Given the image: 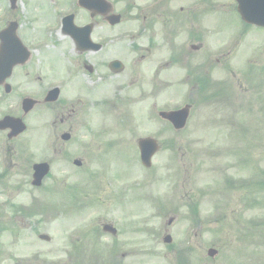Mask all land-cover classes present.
<instances>
[{
	"label": "rangeland",
	"instance_id": "obj_1",
	"mask_svg": "<svg viewBox=\"0 0 264 264\" xmlns=\"http://www.w3.org/2000/svg\"><path fill=\"white\" fill-rule=\"evenodd\" d=\"M226 1H201L206 7L217 5L211 17L217 28L211 34L204 31L211 29L209 19L202 23L206 49L197 52L213 65L202 62V73L185 75L177 63L163 66L165 60L154 58L151 64L162 68L149 85V136L161 147L152 166L141 164L137 147L146 127L134 130L123 108L121 134L108 135V126L89 133L86 119H78L63 153L50 151L55 145L48 150L41 145V157L55 160L52 179L76 183L65 201L58 199L57 205L54 200L46 206L49 216L40 217L3 209L8 195H0V264H177L179 254H185V264H264V28H253L244 55L230 58L233 64L220 58L222 52L214 47H222L228 33L239 36L241 24ZM246 56L244 67H237L238 58L242 63ZM227 66L236 71L219 69ZM242 67L244 74L238 72ZM184 104H191L192 111L183 130L161 123L159 111ZM146 107L143 103L133 111L144 114ZM103 119L90 126L108 122ZM62 130L70 129L60 125ZM74 159L83 166H75ZM227 179L235 181L234 187H225ZM24 195L26 208H40ZM59 196L66 198L60 192L52 198ZM80 200L85 203L78 214ZM59 206L64 207L62 217L53 215ZM104 223L113 224L118 234L103 232ZM41 233L51 240H41ZM167 234L173 238L170 244L163 241ZM187 246L194 248L189 259L181 251ZM210 247L218 250L215 257L208 255Z\"/></svg>",
	"mask_w": 264,
	"mask_h": 264
},
{
	"label": "flooded vegetation",
	"instance_id": "obj_2",
	"mask_svg": "<svg viewBox=\"0 0 264 264\" xmlns=\"http://www.w3.org/2000/svg\"><path fill=\"white\" fill-rule=\"evenodd\" d=\"M201 1L0 0V195H8L3 209L49 216L48 204L57 200L58 205V199L68 198L75 182H57L51 172L35 186L34 165L45 161L42 144L46 150L55 145L50 150L55 155L70 147L78 119H86L89 133L108 126V135L121 134L123 108L134 130L145 126L144 135H149V84L162 69L153 68L154 58L165 60L163 66L177 63L187 74L200 73L202 62L208 60L197 52L205 49L202 23L206 25L208 19L211 23L206 32L217 28L211 19L217 5L206 7ZM228 6L233 13L237 10L234 0ZM67 17L73 22L65 24ZM243 24L239 36L232 32L222 39L227 45L222 55L226 62L233 64L230 58L244 55L249 46L248 39L242 40L249 25ZM241 57L237 67H244ZM219 69L236 71L235 67ZM143 103L146 111L139 112L144 115L139 118L133 108ZM95 117L108 122L90 126ZM60 125L70 130L58 131ZM46 140L53 141L45 145ZM112 142L102 143L100 152ZM57 143L63 147L57 148ZM47 161L51 166L55 163L52 158ZM52 187L57 190L52 192ZM58 192L66 198H52ZM25 193L39 209L31 212V207H25ZM62 208L53 215L62 217Z\"/></svg>",
	"mask_w": 264,
	"mask_h": 264
},
{
	"label": "water",
	"instance_id": "obj_3",
	"mask_svg": "<svg viewBox=\"0 0 264 264\" xmlns=\"http://www.w3.org/2000/svg\"><path fill=\"white\" fill-rule=\"evenodd\" d=\"M161 115L164 118L169 119L176 128H183L187 122V118L189 115V107L182 109L180 111H175V112H163ZM140 148H141V157L142 161L146 166L151 165V159L153 155L157 152L159 149V145L155 139L149 138V139H142L140 141ZM77 164H80L79 161H76ZM36 179L41 180L42 177L46 174L47 172V165L46 164H38L36 166ZM106 231H111L115 232V229H113L111 226L106 225L104 227ZM42 238H48L47 236H42ZM169 241V239H167ZM216 251L211 250L210 254L214 255Z\"/></svg>",
	"mask_w": 264,
	"mask_h": 264
}]
</instances>
